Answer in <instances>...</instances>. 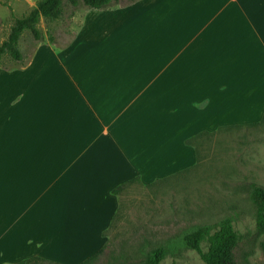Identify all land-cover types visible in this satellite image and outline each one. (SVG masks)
Returning <instances> with one entry per match:
<instances>
[{"label": "crops", "instance_id": "0c3cea01", "mask_svg": "<svg viewBox=\"0 0 264 264\" xmlns=\"http://www.w3.org/2000/svg\"><path fill=\"white\" fill-rule=\"evenodd\" d=\"M85 14L67 46L39 44L5 73L20 86L0 109V264L84 261L104 245L114 188L181 171L195 161L185 140L264 113V0Z\"/></svg>", "mask_w": 264, "mask_h": 264}, {"label": "rangeland", "instance_id": "374dc122", "mask_svg": "<svg viewBox=\"0 0 264 264\" xmlns=\"http://www.w3.org/2000/svg\"><path fill=\"white\" fill-rule=\"evenodd\" d=\"M36 1L0 0V44L7 39L14 21L28 15ZM116 1L118 4L111 9L131 3ZM89 11L94 10L64 2L58 20L48 23L41 19L37 25L43 41L36 42L29 32L24 33L18 44L23 62L15 63L5 57L0 67V109L18 103L20 75L5 73L18 71L33 58L36 47L50 43V39L55 51L67 46ZM156 106L155 109H160ZM236 125L241 126L217 128L191 142L195 161L183 170L149 183L139 179L127 185L117 198L118 216L104 232V252L91 264H108L111 260L138 263L143 257L141 248L169 242L173 244L160 264H204L196 252L181 244L180 237L197 226H216L225 217L232 220L240 237L233 250L235 263L264 264V229L256 226L254 210L247 198L251 184L264 187V121L259 118ZM72 231L80 233L88 229ZM202 249L206 250L205 244ZM79 262L70 259L64 264Z\"/></svg>", "mask_w": 264, "mask_h": 264}, {"label": "trees", "instance_id": "16d2710c", "mask_svg": "<svg viewBox=\"0 0 264 264\" xmlns=\"http://www.w3.org/2000/svg\"><path fill=\"white\" fill-rule=\"evenodd\" d=\"M133 1L136 0H130V2ZM64 2H67L75 8L81 4L84 8L91 10H105L118 4L116 0H37L35 2V8H33L28 13V15L14 21L13 25L10 27L7 39L0 44V67L3 66V59L5 57H8L15 63L21 64L23 62V55L18 47V44L24 33L29 32L36 42L43 41V35L37 28V25L41 19L48 23L58 20L62 15V6ZM49 41L52 43L51 39ZM261 121H264V113L261 117ZM238 126L241 125L219 127L218 130L233 129ZM209 134L210 133L207 131H202L185 140V145L191 147V142L202 135ZM166 179L167 178H164V180ZM136 181H139V179L133 178L125 183H122L112 190V195L118 198L127 185H130ZM148 186H151V184ZM247 198L254 210L256 226L259 229H264V187L251 184ZM117 210L112 218L111 223L109 224V227L111 226L114 219L118 216ZM104 232L102 233L103 237H105ZM239 240V234L235 230L232 220L228 217L220 219L216 226L201 225L194 227L189 231L184 232L180 237L181 244L187 250L196 252L204 264H236L233 258V250L235 249ZM172 244L173 242H169L167 244H162L155 247L147 244L145 247L141 248L140 253L143 256L142 259L139 260L138 263L133 264H160V262L169 253V247ZM203 244L206 245V250L202 249ZM104 248L105 246L103 245L99 251L79 264H91L92 262L96 261L97 258L104 252ZM146 248L147 250H145ZM34 262L59 264L39 257L23 260L16 264H32ZM108 264L132 263L127 261H122V263H119L118 260H111Z\"/></svg>", "mask_w": 264, "mask_h": 264}]
</instances>
